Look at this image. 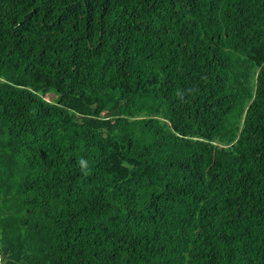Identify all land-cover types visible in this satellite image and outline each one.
I'll use <instances>...</instances> for the list:
<instances>
[{"label": "trees", "instance_id": "16d2710c", "mask_svg": "<svg viewBox=\"0 0 264 264\" xmlns=\"http://www.w3.org/2000/svg\"><path fill=\"white\" fill-rule=\"evenodd\" d=\"M0 264H264V0H0Z\"/></svg>", "mask_w": 264, "mask_h": 264}, {"label": "clouds", "instance_id": "9594fccd", "mask_svg": "<svg viewBox=\"0 0 264 264\" xmlns=\"http://www.w3.org/2000/svg\"><path fill=\"white\" fill-rule=\"evenodd\" d=\"M79 166L81 167V170L83 171L84 175H88L90 169L87 168L86 162L83 159H80L78 161Z\"/></svg>", "mask_w": 264, "mask_h": 264}, {"label": "rangeland", "instance_id": "374dc122", "mask_svg": "<svg viewBox=\"0 0 264 264\" xmlns=\"http://www.w3.org/2000/svg\"><path fill=\"white\" fill-rule=\"evenodd\" d=\"M48 99H50V100H51V99H52V97H51V96H49V97H48Z\"/></svg>", "mask_w": 264, "mask_h": 264}]
</instances>
